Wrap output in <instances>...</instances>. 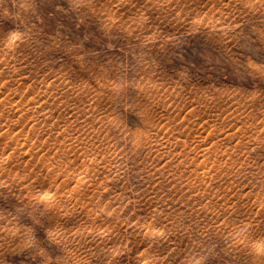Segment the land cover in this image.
<instances>
[{"label":"rangeland","instance_id":"rangeland-1","mask_svg":"<svg viewBox=\"0 0 264 264\" xmlns=\"http://www.w3.org/2000/svg\"><path fill=\"white\" fill-rule=\"evenodd\" d=\"M0 193V264H264V0H0Z\"/></svg>","mask_w":264,"mask_h":264},{"label":"snow or ice","instance_id":"snow-or-ice-1","mask_svg":"<svg viewBox=\"0 0 264 264\" xmlns=\"http://www.w3.org/2000/svg\"><path fill=\"white\" fill-rule=\"evenodd\" d=\"M50 9L56 8L61 0H44ZM75 0H73V3ZM59 17V13H57ZM4 199L0 193V202ZM32 215L29 218L30 229L24 234L27 243L23 246L25 255L35 257L34 264H61L65 256V244L62 235L56 229L50 227L48 215L42 206H33L30 209ZM98 259H100L98 257Z\"/></svg>","mask_w":264,"mask_h":264},{"label":"bare ground","instance_id":"bare-ground-1","mask_svg":"<svg viewBox=\"0 0 264 264\" xmlns=\"http://www.w3.org/2000/svg\"><path fill=\"white\" fill-rule=\"evenodd\" d=\"M261 249H263V248H261Z\"/></svg>","mask_w":264,"mask_h":264}]
</instances>
